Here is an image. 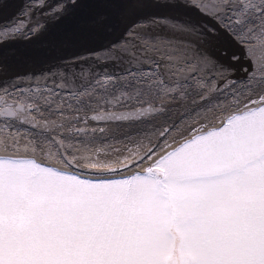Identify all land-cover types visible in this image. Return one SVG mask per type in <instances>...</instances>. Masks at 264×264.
Returning a JSON list of instances; mask_svg holds the SVG:
<instances>
[{"label": "snow or ice", "instance_id": "1", "mask_svg": "<svg viewBox=\"0 0 264 264\" xmlns=\"http://www.w3.org/2000/svg\"><path fill=\"white\" fill-rule=\"evenodd\" d=\"M195 6L243 48L242 81L235 53H198L208 76L187 41L151 31L215 47L216 28L147 17L125 32L120 75L0 90V264H264V0Z\"/></svg>", "mask_w": 264, "mask_h": 264}, {"label": "water", "instance_id": "2", "mask_svg": "<svg viewBox=\"0 0 264 264\" xmlns=\"http://www.w3.org/2000/svg\"><path fill=\"white\" fill-rule=\"evenodd\" d=\"M201 2L208 0H138L141 10L126 16L124 10L128 0H0V34H6L0 35V90L22 89L23 92H13L19 99L31 95L29 90L37 86L54 88L57 83L64 82L67 88L60 91H70L87 85L96 76L120 75L127 68V60L118 54L119 46L124 40L132 39L125 32L133 22L147 17L167 18L178 24L195 26L198 31L216 28L220 38L215 47L202 45L195 34L173 33L159 24H153L151 31L175 36V43L187 41L182 46L191 49L190 59L195 60L208 76L213 75V66L206 67L198 59V53L206 52L219 63L227 61L221 50L227 49L229 55L235 53L240 59L232 62L231 77L237 82L242 81L246 76L244 68L250 67L243 48L219 27L215 19L195 6ZM15 26L21 30L7 34ZM137 31L148 29L140 27ZM82 74H87V79ZM5 99L0 94V108ZM176 112L173 107L170 114L178 119ZM9 123L21 130L34 131L27 125ZM3 127L0 120V128ZM151 130L150 124L127 129L132 135ZM121 139L126 140V137ZM133 171L138 169L133 168Z\"/></svg>", "mask_w": 264, "mask_h": 264}]
</instances>
